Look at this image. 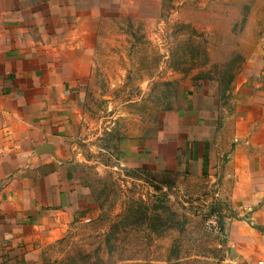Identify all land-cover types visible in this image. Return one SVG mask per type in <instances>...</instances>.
I'll use <instances>...</instances> for the list:
<instances>
[{"label":"rangeland","instance_id":"374dc122","mask_svg":"<svg viewBox=\"0 0 264 264\" xmlns=\"http://www.w3.org/2000/svg\"><path fill=\"white\" fill-rule=\"evenodd\" d=\"M59 15V52L36 48L11 77L86 189L63 237L14 264H261L264 0H74ZM236 124L243 162L263 160L232 193Z\"/></svg>","mask_w":264,"mask_h":264},{"label":"crops","instance_id":"0c3cea01","mask_svg":"<svg viewBox=\"0 0 264 264\" xmlns=\"http://www.w3.org/2000/svg\"><path fill=\"white\" fill-rule=\"evenodd\" d=\"M64 6L74 7V0H0V264L27 261L38 246L62 238L79 207L80 191L86 189L74 147L64 149L61 133L51 124L32 130L29 107L20 105L18 95L23 80L11 77L36 48L59 52L63 34L56 22H62ZM37 36L50 40L36 41ZM240 136L236 124L227 162L235 182L232 193L242 183H252L262 168L261 152L243 162ZM204 156L202 152L203 161Z\"/></svg>","mask_w":264,"mask_h":264},{"label":"trees","instance_id":"16d2710c","mask_svg":"<svg viewBox=\"0 0 264 264\" xmlns=\"http://www.w3.org/2000/svg\"><path fill=\"white\" fill-rule=\"evenodd\" d=\"M206 167H207V155H206V157L204 156V165H203V171H204V173L206 171Z\"/></svg>","mask_w":264,"mask_h":264}]
</instances>
